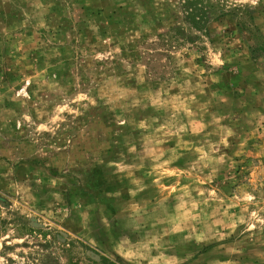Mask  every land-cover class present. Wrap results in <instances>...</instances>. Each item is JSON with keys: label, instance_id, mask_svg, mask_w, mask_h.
Returning a JSON list of instances; mask_svg holds the SVG:
<instances>
[{"label": "rangeland", "instance_id": "374dc122", "mask_svg": "<svg viewBox=\"0 0 264 264\" xmlns=\"http://www.w3.org/2000/svg\"><path fill=\"white\" fill-rule=\"evenodd\" d=\"M100 256L264 264V0H0V264Z\"/></svg>", "mask_w": 264, "mask_h": 264}, {"label": "trees", "instance_id": "16d2710c", "mask_svg": "<svg viewBox=\"0 0 264 264\" xmlns=\"http://www.w3.org/2000/svg\"><path fill=\"white\" fill-rule=\"evenodd\" d=\"M87 259L90 260L92 264H119L118 260H112L105 256H100L99 260H94L89 257H87ZM70 264H73V263H70Z\"/></svg>", "mask_w": 264, "mask_h": 264}]
</instances>
